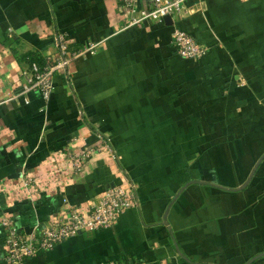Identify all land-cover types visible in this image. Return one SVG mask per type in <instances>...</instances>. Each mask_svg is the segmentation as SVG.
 <instances>
[{
    "label": "crops",
    "instance_id": "0c3cea01",
    "mask_svg": "<svg viewBox=\"0 0 264 264\" xmlns=\"http://www.w3.org/2000/svg\"><path fill=\"white\" fill-rule=\"evenodd\" d=\"M172 23L123 28L113 0H0V221L28 234L86 216L124 178L137 199L26 264H264V0H186ZM176 28L200 60L175 55ZM58 31L101 44L24 104L20 72L56 54Z\"/></svg>",
    "mask_w": 264,
    "mask_h": 264
},
{
    "label": "built area",
    "instance_id": "2783aa9c",
    "mask_svg": "<svg viewBox=\"0 0 264 264\" xmlns=\"http://www.w3.org/2000/svg\"><path fill=\"white\" fill-rule=\"evenodd\" d=\"M118 4V14L123 22V28L141 26L152 21L158 24L170 17L173 24L185 9L186 0H149L142 5L141 0H113ZM52 45L56 54L47 57L41 64L29 63L27 69L20 72L23 86L20 96L24 104H28L26 94L29 91L37 92L43 102H48L55 91L54 78L56 76L69 77V66L79 57L93 55L99 43H89L72 49L67 43V36L62 32H55L52 36ZM177 57L187 61H198L205 53V49L191 34L179 29L173 30L168 43ZM83 114V111H81ZM66 160L74 164L72 152H66ZM89 152H82L81 159L89 158ZM78 169V167H77ZM123 186L108 188L93 203L86 216L70 208L68 219L59 218L52 223H43L37 226L36 232L25 233L19 230L14 220L3 218L0 227L4 232L3 252L1 261L6 264H26L39 253L48 252L55 246L68 241L79 233L95 232L111 229L118 219L128 210L137 206L136 189L133 183L124 178ZM22 187L34 193L38 181L33 177L22 180ZM101 264H121L118 261H108Z\"/></svg>",
    "mask_w": 264,
    "mask_h": 264
},
{
    "label": "water",
    "instance_id": "95a60500",
    "mask_svg": "<svg viewBox=\"0 0 264 264\" xmlns=\"http://www.w3.org/2000/svg\"><path fill=\"white\" fill-rule=\"evenodd\" d=\"M164 23H165V25H167V26H170V25H171V19H170L169 16L164 18Z\"/></svg>",
    "mask_w": 264,
    "mask_h": 264
},
{
    "label": "trees",
    "instance_id": "16d2710c",
    "mask_svg": "<svg viewBox=\"0 0 264 264\" xmlns=\"http://www.w3.org/2000/svg\"><path fill=\"white\" fill-rule=\"evenodd\" d=\"M29 62H30V63H31V62H37V63H39V64H41V63H42V62H41V61H39L38 59H33V58H32V59H31Z\"/></svg>",
    "mask_w": 264,
    "mask_h": 264
}]
</instances>
